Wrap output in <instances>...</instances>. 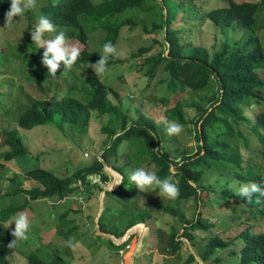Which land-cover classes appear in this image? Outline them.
<instances>
[{
  "label": "trees",
  "instance_id": "1",
  "mask_svg": "<svg viewBox=\"0 0 264 264\" xmlns=\"http://www.w3.org/2000/svg\"><path fill=\"white\" fill-rule=\"evenodd\" d=\"M199 1L202 5L205 2L219 5L205 9L195 0H102L98 3L93 0H43L44 4L40 8L42 15L50 18L56 28L66 29L65 35L80 42L83 48L70 71L64 73L61 64L56 77L51 78L47 68L41 64L43 50H35L31 40L22 47L19 46L23 70L30 73L25 81L31 86V91L40 92V96L27 101L24 94V104L8 112L3 110V115H9L12 111L16 125L2 132L1 148L5 151L0 153V160L10 162L27 154L18 129L32 130L57 123L56 120L61 125L74 127L79 133H83L93 116L101 123L102 118L109 116L108 124L101 127L106 142L100 156L93 158L89 166L79 168L65 178L61 179L42 168L24 170L23 178L35 183L29 188L22 186L17 175L12 176L11 181L16 185L12 189H0V198L22 195L25 198L23 209L30 201L37 200L59 201L60 204L77 192L89 197L88 184L91 186L94 180L90 178L87 184V176L99 174L103 182H108L110 177L104 171L106 165L118 172L122 181L115 190L105 195L103 211L98 221L100 232L119 238L130 227L144 224L150 236H153L154 231L158 232L159 216L152 210L157 209L163 215L176 219L180 229L175 228L173 222L168 235L167 252L176 255L175 264H179L181 260L179 251L183 242L180 239H186L194 248L197 237L203 234L206 243L198 253L203 264H209L213 257L216 263H220L217 256L220 250H226L230 256L238 258L239 264H264V232L252 234L248 229L241 228V221L234 225L233 232L228 236L222 233L208 235L215 222L212 223L211 216L204 212L212 201L233 197L228 188L230 178L239 183L255 182L264 187V172L252 165L257 159L264 163V78L258 73L259 70H264V26H257L255 18L257 11L264 9V0H259V3ZM144 5L149 7L145 9ZM154 6L162 10L160 21L148 26L145 22L146 15ZM172 6H176L175 11ZM9 8L10 0H0V20ZM29 11L31 10L24 12L26 18ZM173 11L177 13L178 23H174L176 19L174 20ZM204 21L214 25L213 32L208 34L212 43L208 46L191 44V37L188 38L186 33H191L195 27L199 30ZM125 26L129 30L140 26L144 33L160 34L162 41H153L162 49L155 55L146 56L151 47H141L135 52H129L126 59L111 58L107 66L133 61L131 66L138 69L147 81L157 78L160 84H165L168 97L162 98L161 102L169 100L172 106L166 108L163 115L166 120L178 122L188 129L189 135L193 133L195 147H182L179 135L165 138L152 118L142 114L137 119L130 118L122 110V101L116 91L91 71L90 64L100 59L103 45L109 41L114 45ZM27 29L32 31L34 26L29 24ZM98 32L102 38L97 46L94 45L95 50L90 51V35ZM200 37H203L202 31ZM68 73L73 75V83L63 100L57 102L56 97L60 95L57 89L61 79ZM160 76L164 78L161 79ZM33 85L35 86L32 87ZM22 91L21 89L19 93ZM199 92H206L203 98H184L185 94L190 96ZM250 107L263 108L253 116L250 114L253 113L250 112ZM188 109L195 111L192 118L186 114ZM109 159H113L111 163ZM177 160L183 163V167L176 163ZM170 165L176 166L175 175L170 173ZM137 168L155 171L161 179L170 177L180 190L179 197L175 200L161 198L157 195L158 189L141 192L129 178ZM189 180L195 182L194 186L189 185ZM78 182L81 186L77 185ZM91 190L94 194H99L93 187ZM123 195H130V200L127 197L122 201ZM109 197H112V201H118H115L117 206L114 213H111L112 209L106 202ZM254 199L260 206H264V197L254 194L250 202ZM190 200L196 203V211L188 218L179 204ZM175 203L177 205L173 206ZM123 204L127 206L121 208ZM19 210L20 207L0 210V219L5 221V215ZM70 212L79 214L81 211L72 207L66 209L58 215L61 223L66 221ZM240 218L241 216L236 215L230 219L237 222ZM88 220L95 227L94 221L90 218ZM221 226L223 225L219 224L217 227ZM75 228L77 225L68 232ZM179 231L182 233L179 234ZM11 239L12 236L0 226V264H11L9 257L13 248H8ZM108 243L112 246L111 249L119 248L110 240ZM27 262L68 264L59 257L45 262L32 253L27 256ZM192 263L197 264L193 254L189 253L188 258L180 264Z\"/></svg>",
  "mask_w": 264,
  "mask_h": 264
},
{
  "label": "rangeland",
  "instance_id": "2",
  "mask_svg": "<svg viewBox=\"0 0 264 264\" xmlns=\"http://www.w3.org/2000/svg\"><path fill=\"white\" fill-rule=\"evenodd\" d=\"M42 1L43 0H37V7L29 11L27 18L24 14L22 17H14V22L16 23H13L9 28L3 27L5 19L0 21V91L8 92L12 89L7 95H0V101L4 99L2 104L0 103V153L5 151V149L1 148L3 140L2 132L10 130L16 125L15 119L12 117V111L9 112V115H3V110L8 112L9 110L16 109L19 105L24 104V94H26L27 101L40 96V92L31 91V86L26 84L25 79L30 73L27 72V70H23L21 56L16 54L14 49H17L18 46L22 47L28 40H31V31L27 28L29 24L35 27L38 23L39 17L42 15V12L40 11V8L44 4ZM93 1L98 3L102 0ZM195 1L197 4L200 3L202 5L199 0ZM235 1L259 3V0ZM217 5H219V3L205 2L202 5V8L206 9ZM144 7L147 9L149 5H144ZM172 9L175 11L176 6H172ZM160 10V7L154 6L150 12H147L146 18L149 21L146 19L145 22L148 26L152 25L154 22L158 23V21H160V12L162 11ZM176 14L177 13L174 15V20L176 19L174 23H178ZM178 15L181 16V13L178 12ZM255 18L257 26H264L263 8H260L257 11ZM187 21L189 22L190 19L188 18ZM141 28L142 27L140 26H136L129 30L127 26L123 27L117 42L114 44L117 48V54L115 56H110L108 60H111V58H113V60L126 59L129 52H135L141 47H151L150 52H148L146 56L157 54L162 47L156 45L153 39L160 41V34L154 35L144 33ZM196 29L197 27L192 29V36L190 31L186 33L188 38L191 37L190 43H199L205 46L210 45L212 43V38L208 34L213 32L214 25H211L208 21H204L200 24L199 30ZM67 30L69 31V29ZM60 31H63L64 33L67 32L66 29L56 28V32L46 34L45 39L53 38ZM201 31L203 37H200ZM262 35L264 36V32H262ZM101 38L99 32L91 34L88 41V49L94 51V45L97 46L98 41ZM66 40L69 45H76L80 47V49L83 48L80 42L76 40L73 41L67 36ZM32 45L35 50L42 49L44 51L43 48L38 49L33 42ZM30 52L31 49H29V53ZM135 61L136 60H134V62ZM132 62L133 61H129L124 64L107 66L108 71L99 77L108 85V87L116 91L122 101V110L125 111L130 118L137 119L139 114L152 118L157 127L163 132L164 137H170L166 134L165 125L162 122L165 119L163 111L172 106V103L169 100L161 102L162 98L166 99L168 97L166 85L160 84L157 78L151 82L147 81L142 77L138 69L131 66L130 63ZM91 71H93V69H91ZM258 73L260 77L264 78V70H259ZM72 76V74H69L61 79L60 85L57 89V92L59 91L58 94H65L68 91L70 84H72L74 80ZM160 78L163 79L164 76H160ZM34 86L35 85L32 87ZM21 89L23 91L22 93H19ZM205 93L206 92H199L191 94L190 96L185 94L184 98H188V100L190 97L195 99L203 98ZM16 102H18V104H16ZM262 108L263 107H250V112H253L250 114H253L254 116V114L261 111ZM186 114L189 118H192L195 111L193 109H188L186 110ZM107 117L102 118L101 123L99 119L93 116L89 126L83 133H79L74 127H69L65 124L61 125L58 120H56V122L60 125L54 123L44 127H36L32 130L18 129L27 154L25 156H19L8 163L3 162L4 160H0V189L7 190L14 188L16 184L11 181L13 179L11 177L14 175L18 176L19 182L23 187L34 185L35 183L31 180L30 182L22 177L24 175V170L42 168L54 173L62 179L65 178L66 175L74 173L75 170L79 168L89 166L92 163L93 158H95L94 156H100L102 147L106 142L105 135L101 133V127L108 124ZM133 119L130 121H133ZM187 131L188 129L183 128V131L179 134L182 147H185L186 149L195 147L196 144L193 138V133L189 135ZM109 160L111 163V160L113 159ZM118 164H121L120 160ZM252 165H254L259 171L264 172L263 161L257 159L252 162ZM104 171L111 177V181L113 182L114 179L112 177L113 174L111 173V169L105 167ZM91 178H93V176H91ZM94 179L99 181L101 186L106 185L103 183L100 176L94 177L93 180ZM119 179V177L118 179L116 178L114 182L120 181ZM214 184L215 183H213L212 186H214ZM241 184L245 183H239L238 180L230 178L228 188L232 191L233 197L228 200L218 199L217 202L212 201L205 208V214L211 216V222H215L216 226V228L214 226V228L209 230L208 235L222 233L225 236H228L233 232L234 225L241 221H243L241 228L244 230L248 229L252 234L264 232V206H260L256 199H254L252 203H249L247 200H243L236 196L235 193ZM218 191L220 192V190ZM84 192L86 193L85 190ZM256 195L259 197L258 194ZM85 197V194L77 192L71 197L65 199V204L56 203L55 207L51 206V202H45L44 200L30 201L23 209L21 208L25 198L22 195L0 198V210L20 207L19 211L5 215V217L7 216L5 221L0 219V226L4 227L6 232L11 235L12 230L15 228V224L13 223L7 228L8 222L21 212L27 214L31 225L28 232L29 238L26 241L20 242L17 247L13 248L9 257L11 264H28L27 256L30 253L40 258V260L43 259L42 261L45 262H50L54 257H59L68 264H175L176 255L167 252V244L169 231L171 230L170 227H172L173 222L175 228L180 230L176 219L175 221L173 217L163 215L161 210L153 209V213L156 216H159L156 229L158 232L154 231L153 236H150L148 228L145 229L146 233L143 235L142 242L135 253L136 260L133 261L130 258L139 233L135 232L136 229H134L127 234L130 235L132 232L135 234L130 240L123 241V243H120L119 241L117 244L119 248L111 249L112 246L108 243V236L102 235L98 231L95 233L92 229H95L96 227H93L92 223L88 220L89 218H96L99 210V194H94V198L89 199L88 201H86ZM127 197L128 200H130V195H123L121 197L122 201H125ZM114 200L118 203L116 199ZM107 201L109 203V205H107L112 209L111 213H114V208L117 206L116 202L112 201V197H109L108 199L106 198V202ZM82 205H85L83 206V208H85L84 211H81ZM176 205V203L173 204V206ZM126 206L127 205L123 204L121 208ZM52 207L55 209H52ZM70 207L74 209L78 208L81 212L79 214H73L70 212L66 217V221L61 223L58 215ZM179 207L183 214L188 218H191L196 211V203L194 200L182 202L179 204ZM260 207H262V210ZM52 214L56 216L55 219L52 218ZM236 215L241 216L240 220L235 219L236 221H239L232 222L230 218ZM75 220H79L76 223L77 228L69 233L68 230L75 225L70 224L69 222ZM219 224L223 226L217 227ZM139 231H142V229ZM181 233L182 231H179V234ZM203 236L204 234L197 237V240L194 242V248L187 243L186 239H180L183 242L179 251L181 258L180 263L188 258L189 253L199 257L198 253L204 249L206 243ZM70 239H72L75 244L74 250L67 246V242ZM125 242H127L126 245L129 247L125 251L120 252L121 250H124ZM217 256L220 259V263H216L214 261L215 258L213 257L209 260V264H239V259L230 256L226 250H220L219 253H217Z\"/></svg>",
  "mask_w": 264,
  "mask_h": 264
},
{
  "label": "clouds",
  "instance_id": "3",
  "mask_svg": "<svg viewBox=\"0 0 264 264\" xmlns=\"http://www.w3.org/2000/svg\"><path fill=\"white\" fill-rule=\"evenodd\" d=\"M237 3H242V2H237ZM36 7H37V0H10V8L4 14V18L1 19V20L5 19V24L3 27L4 28L11 27V25L13 23H16V22H14V17H17V16L22 17L26 10H33ZM54 32H56V26L51 22L50 18H48L45 15H41L39 17L38 23L35 25L34 30H32L30 32V38H31V41L33 42V44H35L37 46V48H43L44 49L43 54H42L41 64L47 68L48 76L51 78L56 77L57 71H58V69H60L61 64H63V72L64 73H67L68 71H70L73 68V66L76 64L77 60L79 59V57L81 55L80 47H78L76 45H69L67 43L66 36H65V33L63 31H60L59 33H57L53 38L45 39L46 34L54 33ZM14 50H15L16 54L21 56V53H20L21 48H19V46L17 49H14ZM3 53H4V50H3ZM116 54H117V48L110 41L106 42L103 45L102 54H100V59L97 62L90 64V68L93 69L95 75L100 76V75L105 74L108 71L107 64H108L109 57L115 56ZM26 84H27V82H26ZM27 85H29V84H27ZM11 90L12 89H10L8 92H2V91H0V92L2 94L7 95L8 93H10ZM63 98H64V94L61 93L60 95H58L56 97V100H57V102H61L63 100ZM3 100L0 101L1 104H2ZM162 122L165 125V132L168 136H178L183 131V126L178 122L168 121L166 119H164ZM94 157H96V156H94ZM176 163L179 164L181 167H183V163L180 160H177ZM108 168L113 170L110 167H108ZM113 171H115V170H113ZM169 171L172 175H175L176 174V166L170 165ZM91 176H93V178H94V177H99L100 175L99 174H91V175L87 176V179H86L87 184H88V180L91 178ZM117 176H119L118 172H117ZM22 177H24V176H22ZM129 178H130L131 182L133 184H135L136 187L141 192H146V190H148V189H152L153 191L158 189L157 195L161 198H165L168 200H175L180 195V190H179L178 186L171 181L170 177L165 178V179H161L157 176L155 171L150 172V171H146L144 168H137L135 171H133L130 174ZM8 181H10V180H8ZM121 181H122V176H121V180L117 181V184H115L114 187L110 191L105 192V194L103 196V207H104V203H105L106 193L112 192L113 190H115L116 187L121 183ZM111 182L112 181H111V177H110V180L108 182H106V183L103 182V183H105L106 184L105 186H107ZM188 183H189V185H193V186L195 184V182L191 181V180H189ZM77 184H78V186H81L80 182H78ZM92 185L94 187H96V186L99 187L98 189L97 188H94V189L97 190V192L99 193V196H100V193L102 192V190L105 186H101L99 181H97L96 179H94V183ZM88 186L90 187L89 184H88ZM254 194H258L259 196L264 197V187H262L261 185L255 183V182H249V183L241 184L235 193L236 196L242 198L243 200H247L249 202L252 200ZM85 198L87 201V197H85ZM46 201L51 202L50 200H46ZM58 202L59 201L51 202V206H54ZM61 203L65 204V200L61 201ZM85 205H86V203H85ZM85 205H82V206H85ZM102 211H103V208H102ZM102 211L100 213V216L102 214ZM100 216H99V218H100ZM52 218L55 219L56 217L53 215ZM96 218H97V215H96ZM96 218H93V219L90 218L94 221L96 228L92 229V230L95 233H96V231L100 232L98 229L99 218H98L97 222H96ZM78 221L76 220L72 224L76 225V223ZM13 223L15 224V228L11 232V236L13 237V239L8 244V248H10V249L17 247L20 242L26 241L29 238L28 232H29V229L31 226L30 221L28 219V216L24 212H21L18 215H16L15 217H13L12 220L8 222L7 228L10 225H12ZM142 227H144V229H146V226L144 224H136V225L130 227L129 229H127L125 231V233L119 238H116L113 235H109L106 233H102V232H100V233L102 235L108 236L110 241H111L110 236H113L115 239L121 240L120 243H123V241H128L132 238L133 235H135L133 232L130 235H127L128 233H130L134 229H136L135 232H138L140 235L141 231H139L138 228L142 229ZM145 233H146V231H145ZM142 235H145V234H142ZM142 239H143V237H142ZM126 243L127 242H125L124 244H126ZM113 244L117 246V244H115V243H113ZM67 246L73 250L75 249V244L73 243L72 239H70L67 242ZM128 247L129 246L126 245L124 250H121L120 252L125 251ZM134 260H136L135 256H134Z\"/></svg>",
  "mask_w": 264,
  "mask_h": 264
},
{
  "label": "water",
  "instance_id": "4",
  "mask_svg": "<svg viewBox=\"0 0 264 264\" xmlns=\"http://www.w3.org/2000/svg\"><path fill=\"white\" fill-rule=\"evenodd\" d=\"M105 167L108 168L107 166H105ZM108 169H109V168H108ZM112 174H113V178H115V177H119V178H120L119 180H121V176H120V174H119V176H117V172H115V171H113V170H112ZM113 183H114V181L111 182V183H109L107 186H105V187L103 188L102 192L100 193V196H99V198H100V200H99V204H100V205H99V210H98V213H97L96 222L98 221V218H99L100 213H101L102 208H103V196H104V194H105L106 191H110V190L114 187V184H113ZM198 191H199V189H198ZM143 228H144V227H143ZM142 237H143V235L140 234V235L138 236L137 242H136L135 245L133 246V249H132V257H131V260H133V261H135V260H134V256H135V253H136V251H137L138 246L141 244ZM110 239H111V241H112L113 243H115V244H117L119 241H121V240H117V239H115L113 236H110ZM193 257H194V259L196 260V262H197L198 264H203V262L201 261V259H199V257H197V256L194 255V254H193Z\"/></svg>",
  "mask_w": 264,
  "mask_h": 264
},
{
  "label": "crops",
  "instance_id": "5",
  "mask_svg": "<svg viewBox=\"0 0 264 264\" xmlns=\"http://www.w3.org/2000/svg\"><path fill=\"white\" fill-rule=\"evenodd\" d=\"M92 187L95 188L93 185H91V186L89 187V189H90V195H91V196H89V197L86 196V197H87V201H88L89 199L94 198V192L91 190ZM90 201H91V200H90ZM84 209H85V208H83V206H82L81 211H84ZM52 216H53V214H52ZM54 216H55V215H54Z\"/></svg>",
  "mask_w": 264,
  "mask_h": 264
},
{
  "label": "bare ground",
  "instance_id": "6",
  "mask_svg": "<svg viewBox=\"0 0 264 264\" xmlns=\"http://www.w3.org/2000/svg\"><path fill=\"white\" fill-rule=\"evenodd\" d=\"M117 179H118V177H117ZM114 183H115V182H114ZM114 183H113V184H114ZM144 231H145V229L143 228L142 231H141L140 233H141V234H144Z\"/></svg>",
  "mask_w": 264,
  "mask_h": 264
}]
</instances>
